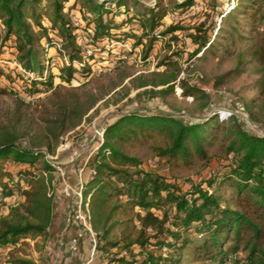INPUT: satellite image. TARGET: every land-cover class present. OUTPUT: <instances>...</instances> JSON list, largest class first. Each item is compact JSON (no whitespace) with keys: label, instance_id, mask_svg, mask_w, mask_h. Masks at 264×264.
<instances>
[{"label":"trees","instance_id":"trees-1","mask_svg":"<svg viewBox=\"0 0 264 264\" xmlns=\"http://www.w3.org/2000/svg\"><path fill=\"white\" fill-rule=\"evenodd\" d=\"M46 1L51 13L45 17L41 12L43 0H0V55L9 50L16 63L32 73L23 81V94L12 88L13 108L5 120L0 119V189L4 197H22L0 215V249L9 248L0 264H44L41 254L34 257L32 253L43 250L53 222V167L44 155L53 153L63 134L79 125L105 95L124 91L126 96L129 86L123 82L131 75L123 74L103 94L52 92L51 106L43 113L42 131L32 127L31 101L24 97H36L39 86L52 85L54 78L68 84L77 72L93 76L94 67L107 60L104 50L134 38L136 33L125 26L135 18L141 33L130 42L132 49L143 45L147 37L146 55L157 34L177 38L174 33L184 27L178 23L168 24L157 34L155 31L169 12V4L181 11L194 0H156L152 7L141 6L144 11L140 16L129 14L128 0ZM108 3L114 8L106 6ZM132 3L139 5L137 0ZM121 8L126 16L116 20ZM240 13L251 22L263 21L264 0H244ZM72 14L79 24L72 21ZM196 29L198 33L190 36L196 44L191 55L209 43L206 30ZM80 38L86 40L91 53L84 51ZM249 55L262 65L263 72L258 82V109L252 110L247 103L243 108L252 122L259 123L264 117V23L260 42ZM60 58L63 62L54 72L55 61ZM105 73L109 72L100 74ZM176 77V71L160 70L132 76L129 83L135 89L149 86L142 92L162 96L173 90ZM161 85L165 87L154 89ZM181 88L183 95L206 96L200 87L184 80ZM229 120L232 122L223 126L222 119L213 113L201 121L185 123L166 112L129 111L105 124L102 138L89 157L90 175L82 190L83 199H89L97 249L105 253L111 248L123 251L115 259L121 264H264V134L250 132L235 115ZM221 128L230 163L227 170L212 174L206 184L194 182L184 188L164 174L146 170L141 159L128 151L131 144L147 141L155 156L190 166L193 159L209 160L208 147ZM7 160L12 161L14 175L4 166ZM7 176L11 180L4 179ZM226 182L231 187L228 198L218 194L215 187L221 188ZM26 239L33 241L32 247Z\"/></svg>","mask_w":264,"mask_h":264},{"label":"rangeland","instance_id":"rangeland-1","mask_svg":"<svg viewBox=\"0 0 264 264\" xmlns=\"http://www.w3.org/2000/svg\"><path fill=\"white\" fill-rule=\"evenodd\" d=\"M138 4L134 5L132 0H128L129 14L143 13L141 6L152 7L156 0H137ZM181 2L182 0H175ZM244 0H194L191 6L184 9L174 10L169 4V12L163 19L161 26L157 28L155 33L165 28L170 23L181 24L183 29L175 32L177 37L173 39L171 34L165 36L157 34V38L153 41L152 47L144 54V48L148 45V38H144L143 45L136 46L132 49V43L141 33L138 19L128 22L126 28L136 35L130 42H126V46L121 47L115 44L110 50H104L107 60L103 64H118L112 71L105 74L93 76H80L77 72L74 79L68 83H59L57 78L53 79L52 85H40V91L36 93V97H24L30 100V115L33 116L32 127L35 130H43V113L51 106L52 92L59 90L62 93H79L84 96L86 92L103 94L109 90L114 83H118L123 74L131 76L124 79V83L129 86L127 95L121 93L111 95L112 92L105 95L103 99L96 102L93 108L83 117L81 123L63 134L60 141L51 153L55 159L54 162L61 164L74 157L81 160L84 156L94 149L97 137H93L95 130L105 124L113 121L121 113L129 111H138L141 113L149 112H166L170 113L185 123L201 121L205 117H209L216 113L222 119V125H229L230 115H235L239 122L250 132L255 134H264V117L259 123H254L243 108V104L247 103L252 110H257L259 105V88L258 82L262 76V65L249 55L251 48L260 42L261 28L263 21L251 22L246 14L240 13ZM111 8L113 5L107 4ZM41 12L43 16L50 15V9L47 1L43 0L41 4ZM126 16L124 8L119 9V13L115 15L118 20ZM45 22V19H43ZM197 27L205 29L209 36V43L206 47L192 54L196 48L191 34H197ZM2 27L0 25V37L2 35ZM201 32V31H199ZM12 43V41H8ZM110 46V45H108ZM132 49V52L130 51ZM111 51V52H110ZM49 52H53L50 49ZM169 64H167V62ZM63 59H56L54 72L60 67ZM163 62V64H160ZM170 70L176 71L177 77L173 90L164 95H150L142 91L147 87L133 88L129 83V78L137 74H149L153 71ZM28 74L22 72L16 63L13 54L9 50L3 51L0 55V119L5 120L8 110L13 108L14 94L11 93L12 88L20 90L23 94V84ZM184 80L190 85H196L203 90L205 97L199 95H183L181 81ZM120 86L116 87L118 89ZM164 86H157L154 89H160ZM4 90V91H3ZM25 90V89H24ZM24 96V95H21ZM106 98L107 101H104ZM208 99L209 103L205 107L201 104ZM254 100V101H253ZM48 113V112H47ZM48 115V114H45ZM224 130L221 128L218 137L213 141L212 146L208 147L209 160L193 159L190 166H186L179 161H168L165 158L157 157L150 149L147 141L136 142L128 146L131 155L138 156L142 161V167L146 170L164 174L171 181L179 182L184 188L189 187L194 182H203L209 179L212 174H217L227 170L230 159L225 157L222 134ZM27 140V139H26ZM25 142V140H23ZM23 144V143H21ZM83 144V145H80ZM75 153V154H74ZM79 154L76 156V154ZM64 163V164H65ZM7 170L15 173L12 168V161H4ZM7 176L4 179H10ZM226 182L221 188H217V193L228 198L231 193V187ZM16 195V194H14ZM53 195V194H52ZM14 197V196H13ZM10 196L8 199L11 203L21 201V196L16 195L15 198ZM58 214L54 216L52 226H59V234H63L66 238L72 231L69 230L71 222L70 212L63 211L61 205H58ZM160 214V212H157ZM56 228V227H54ZM56 230V229H54ZM118 231V230H117ZM116 231V232H117ZM31 247L33 241L26 239ZM48 240V238H47ZM9 248L0 249V259H3ZM64 247L57 248L53 243L46 241L42 251H32L33 256L37 257L41 254L44 264H64ZM30 250V249H27ZM31 251V250H30ZM108 256L104 250L96 251V257L91 264H121L116 258L123 254L119 253V249L111 248L107 250ZM88 246L80 242L78 258L74 264H79L88 258ZM136 256V254H135ZM130 256L128 259L132 258ZM136 257H140L137 254ZM104 259V260H103ZM226 261V264H229Z\"/></svg>","mask_w":264,"mask_h":264},{"label":"built area","instance_id":"built-area-1","mask_svg":"<svg viewBox=\"0 0 264 264\" xmlns=\"http://www.w3.org/2000/svg\"><path fill=\"white\" fill-rule=\"evenodd\" d=\"M71 19L75 24L80 23L79 19L73 14L71 16ZM79 43L86 53L89 54L92 52V50L88 47L86 40L84 38H80ZM115 44L120 45L121 47L126 46V43L122 44L120 42H115ZM57 45L59 46V44ZM114 66L115 64H107V63L102 64V65H96L94 67L93 74L98 75L104 71L110 72L112 71ZM18 67L22 72L28 75H32L31 72H27L20 65H18ZM102 132H103V127H99L95 130V134L93 136V137H97L99 139V142L102 138ZM99 142H96L97 145H95V148L89 152L88 154L89 157L95 151ZM78 155L79 154L77 153L76 156ZM44 159L53 167V171L58 173L60 177L63 179L64 181L63 192L65 193V195L68 197H72L74 199L72 203V209L70 211V217H71V221L77 225L78 232L77 234L70 236L67 239L58 240L57 242L58 248L64 247L72 254H77L79 252V246H80L81 240L85 239L88 243V250H89L88 258L84 261H81L79 264H91V262L94 260V257H96L97 232L92 229L91 223H90V214H89V208H88L89 199L86 198L84 200L82 197V190H83L84 181H85V177L83 175L84 168L83 166L76 167L75 185L71 186L65 179L66 177L65 168L61 164L54 162L55 157L50 153H46L44 155ZM44 174L46 173L44 172ZM89 175H90V171L88 173V176ZM50 193L52 194V189L50 190ZM16 195H12V197L14 196L13 198H15ZM9 198L10 197H4L0 189V202H3V204H0V215L5 214L7 212L9 205L15 204V203H11L8 200ZM105 255L108 256V253H105ZM98 264H103V263L99 262Z\"/></svg>","mask_w":264,"mask_h":264},{"label":"crops","instance_id":"crops-1","mask_svg":"<svg viewBox=\"0 0 264 264\" xmlns=\"http://www.w3.org/2000/svg\"><path fill=\"white\" fill-rule=\"evenodd\" d=\"M83 145V144H80ZM97 145V144H95ZM95 148V146H94ZM75 154V153H74ZM89 160V156L86 155L84 156L81 160L78 161L77 157H71L67 163H63L65 171H66V177L65 179L67 180V182L71 185L74 186L75 185V181H76V167L77 166H83L84 168V177L86 178L88 176L89 173V168L87 167V163ZM52 178H51V189H52V194H53V219L54 216L56 217V214H58V208L60 209V207L58 206L59 203L61 205V208L63 209V211H66L67 213L71 211L72 209V203H73V198L72 197H68L65 195V193L63 192V188H64V181L63 179L60 177V175L56 172H52L51 173ZM56 227V228H54ZM56 229V230H54ZM60 227L59 226H51L50 228V232L48 235V243H53V245H55V247L57 248V242L60 239H67L70 236H73L75 234H77L78 232V227L74 222H70L69 224V230L72 231V233L67 236L66 238L64 237V235L61 233L59 234ZM81 242L83 243V246L86 245L88 246V243L85 239L81 240ZM64 251V258H63V262L64 264H74L76 262V259L78 258V253L77 254H72L71 252H69L66 248L63 249Z\"/></svg>","mask_w":264,"mask_h":264},{"label":"water","instance_id":"water-1","mask_svg":"<svg viewBox=\"0 0 264 264\" xmlns=\"http://www.w3.org/2000/svg\"><path fill=\"white\" fill-rule=\"evenodd\" d=\"M99 2H102L103 0H98Z\"/></svg>","mask_w":264,"mask_h":264}]
</instances>
